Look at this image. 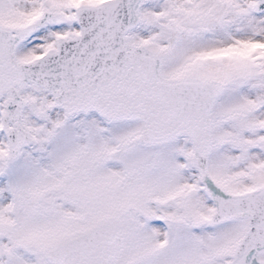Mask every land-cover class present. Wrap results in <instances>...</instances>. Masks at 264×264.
Here are the masks:
<instances>
[{
    "label": "snow or ice",
    "instance_id": "6c2138e0",
    "mask_svg": "<svg viewBox=\"0 0 264 264\" xmlns=\"http://www.w3.org/2000/svg\"><path fill=\"white\" fill-rule=\"evenodd\" d=\"M0 264H264V0H0Z\"/></svg>",
    "mask_w": 264,
    "mask_h": 264
}]
</instances>
